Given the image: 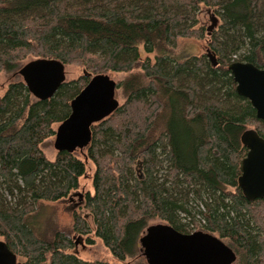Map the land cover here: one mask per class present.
<instances>
[{"label": "trees", "instance_id": "16d2710c", "mask_svg": "<svg viewBox=\"0 0 264 264\" xmlns=\"http://www.w3.org/2000/svg\"><path fill=\"white\" fill-rule=\"evenodd\" d=\"M203 8L219 30L207 32ZM184 38L207 40L216 67L204 56L174 60ZM140 46L154 59L142 60ZM35 59L82 75L38 101L17 78ZM236 61L264 68V0H0V73L17 75L0 96V238L17 264H107L73 252L74 239L93 244L87 216L121 264H148L142 243L154 219L225 240L234 264H264V198L247 200L237 183L241 138L264 139V123L235 91L228 66ZM106 73L127 75L117 85L123 104L91 126L82 158L61 152L49 161L42 144L90 77ZM87 163V215L73 213L69 231L34 226L37 205L68 199Z\"/></svg>", "mask_w": 264, "mask_h": 264}, {"label": "water", "instance_id": "95a60500", "mask_svg": "<svg viewBox=\"0 0 264 264\" xmlns=\"http://www.w3.org/2000/svg\"><path fill=\"white\" fill-rule=\"evenodd\" d=\"M211 22L208 33L216 26L217 19L213 17ZM206 56L212 67H216L214 54L207 50ZM64 68L57 60L35 59L24 64L18 75L34 99L45 101L52 98L65 82ZM228 70L237 95L250 103L256 119L264 123V68L236 61L229 64ZM116 90L117 83L109 75L90 77L71 100L68 118L55 130L53 148L57 153L73 154L89 145L91 126L109 117L119 107ZM241 142L247 152L240 163L238 187L247 200L262 199L264 139L254 131H247ZM142 246L148 264H232L235 260L232 250L217 237L198 232L182 234L170 226L149 228ZM0 264H17V255L3 241H0Z\"/></svg>", "mask_w": 264, "mask_h": 264}, {"label": "rangeland", "instance_id": "374dc122", "mask_svg": "<svg viewBox=\"0 0 264 264\" xmlns=\"http://www.w3.org/2000/svg\"><path fill=\"white\" fill-rule=\"evenodd\" d=\"M214 12L213 9H201V23L205 26L206 29L210 28L212 25L211 19L209 17V13L211 14ZM221 25V22L218 21L217 28L215 27L213 30L217 31L219 30ZM207 40H195V39H178L176 48L174 49V52L172 53V57L174 60L183 62L191 57H201L204 56L208 60L206 56L207 52ZM139 52L141 55V59L144 60L146 57H149L151 60L154 59V54L147 55L144 53L143 48L139 47ZM29 62V61H28ZM65 73V81H71L77 79L80 75H82V70L79 67L76 66H65L64 68ZM109 75V77L114 80L117 85L121 83L124 78L127 76L126 74H115V73H106ZM17 75L12 74H6V73H0V96L5 91L7 85L10 82H13ZM116 99L119 102V106L123 104L124 99L122 97L121 91L116 90ZM57 126H55L56 130ZM53 138L48 139L45 141L42 146L41 150L44 153L45 157L49 161H53L55 159V156L57 152L53 148ZM76 157L82 158L79 152L74 153ZM93 173V166L90 163H87L86 168V175L80 179V187L77 191L73 192L71 196L66 199L65 201L61 202H41L37 205V213L36 217L31 221L34 226H37V228H45V226H51L58 230L63 231H69L72 228V214L73 213H79V214H85L86 211L84 210V200L82 199L83 195L86 192L92 193L91 188V175ZM161 174H163V171H161ZM81 197V198H80ZM87 215V214H85ZM183 216H181L182 218ZM87 223L91 229V233L89 235V239L93 241L92 245L86 244L85 239H74L75 245L73 248V252L76 254L77 258L79 260L85 261V262H102L107 264H121L117 262L111 255V253L103 246V244L100 242V240L94 238L93 234V224L91 221V218L87 216ZM189 219L183 222H188ZM165 223L161 220L154 219L148 222L147 224V231L149 228L152 227H158V226H164ZM196 231V230H195ZM194 230L192 231L195 232ZM144 235V234H143ZM215 237H217L215 235ZM76 238V236H74ZM0 241L2 239L0 238ZM225 241V240H224ZM223 241V242H224ZM226 242V241H225ZM139 255L140 259L144 261V255H143V249L139 248ZM18 262H21L19 259ZM124 264H132L131 260H126Z\"/></svg>", "mask_w": 264, "mask_h": 264}, {"label": "flooded vegetation", "instance_id": "af4514ba", "mask_svg": "<svg viewBox=\"0 0 264 264\" xmlns=\"http://www.w3.org/2000/svg\"><path fill=\"white\" fill-rule=\"evenodd\" d=\"M209 17H210V19L213 18V14H212V13H211V14L209 13ZM193 233H194V232H193ZM224 244H225V243H224ZM225 245H226V244H225ZM229 248H230V247H229ZM230 249H231V248H230ZM231 250H232V249H231ZM232 252L234 253L233 250H232ZM234 255H235V253H234ZM234 262H235V260H234ZM234 262H233L232 264H234Z\"/></svg>", "mask_w": 264, "mask_h": 264}]
</instances>
